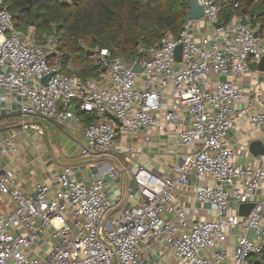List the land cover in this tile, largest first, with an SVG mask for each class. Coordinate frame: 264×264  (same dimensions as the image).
<instances>
[{
  "label": "built area",
  "instance_id": "obj_1",
  "mask_svg": "<svg viewBox=\"0 0 264 264\" xmlns=\"http://www.w3.org/2000/svg\"><path fill=\"white\" fill-rule=\"evenodd\" d=\"M197 2L203 16L187 18L177 37L167 34L140 48V60L99 50L92 56L102 68L99 78L82 81L62 72L54 36L35 42L16 29L0 0V116L12 112L22 119L72 120L81 128L82 156H130L127 166L116 157L98 164L90 184L73 177L74 166H65L51 184L37 183L33 195L25 194L0 165V264H142L138 246L157 238L181 264H248L262 252L264 169L236 163L228 136L240 120L264 128V110L251 111V102L240 105L241 78L264 57V36L250 26L248 16L235 14L221 23L227 0ZM136 64L139 73L133 71ZM253 101L264 105V87ZM76 111L93 120L83 125ZM24 122L8 134L0 131L6 154L17 153L19 135L42 133L40 126ZM152 132L170 142V175L139 165L135 154L142 148L130 139L116 144L139 135L147 144ZM123 178L121 191H107ZM190 181L195 182L194 201L212 208L214 220L188 221L173 205L175 190ZM255 197L246 217L231 214L229 199L242 203ZM228 228L239 230L231 256L225 248ZM40 242L48 247L36 252Z\"/></svg>",
  "mask_w": 264,
  "mask_h": 264
},
{
  "label": "trees",
  "instance_id": "obj_2",
  "mask_svg": "<svg viewBox=\"0 0 264 264\" xmlns=\"http://www.w3.org/2000/svg\"><path fill=\"white\" fill-rule=\"evenodd\" d=\"M4 5L17 30H33L38 43L54 36L62 72L86 81L98 79L102 71L88 51L105 49L126 61L142 59L140 48L160 42L167 34L178 36L187 21L189 0H5ZM239 11L264 36V0H227L221 23H228ZM76 113L83 125L93 120ZM248 264H264V248Z\"/></svg>",
  "mask_w": 264,
  "mask_h": 264
},
{
  "label": "crops",
  "instance_id": "obj_3",
  "mask_svg": "<svg viewBox=\"0 0 264 264\" xmlns=\"http://www.w3.org/2000/svg\"><path fill=\"white\" fill-rule=\"evenodd\" d=\"M241 85L243 88V102H241L240 105L247 106V104H250L251 102V105L249 106L251 111H263L264 105L254 102L253 98L255 99L256 92L260 88L264 87V73L259 72L257 67L252 68L249 74L241 78ZM0 117L2 118L0 121V128L8 123H14L11 126L3 128L2 132L4 134H8L12 129H19L21 122L23 121L33 120L22 119L18 116V114H12V112H3ZM12 117H16L18 120L22 119V121L18 122L12 120ZM5 120H8V122H5ZM33 121L42 123L45 120ZM46 121L58 126V129L61 132V139L63 140L61 148L52 147L50 150L45 142L39 140L44 136L42 127L33 123L30 124L40 126L42 133L39 135L34 131L29 130L25 133V135H19L17 138V153L14 156L6 154L5 150L0 148V165H2L7 172L11 173L15 177L18 187L25 194L33 195L34 186L37 183L51 184L53 176L59 173L65 166H74L73 177L76 180H83L86 184H90L98 175L95 167L102 162H108L113 157H116L119 158L122 166L129 165V155L123 156L111 153L102 156L97 154H93L88 157L82 156L81 149L84 146V139L82 137L81 128H79L77 124H75L72 120L62 122H56L54 120ZM33 136H39L37 138L39 143L29 141V138L31 137L33 139ZM128 139H130V144H132L133 147L142 148V152L140 154H135V159L139 165L148 168H155L166 175L171 174L170 166L172 165L173 159L170 154L166 153L167 147L170 146V142L168 140L162 138L157 133L152 132L150 135V142L147 144H143L141 135L127 139L121 138L116 141V144L124 146L123 140ZM228 140L233 148V160L236 163L242 166H252L255 169H264V155L254 156L249 152V145L251 142L257 141L263 144V127L252 128L246 120H240L236 128L229 133ZM124 184L125 180L123 178L121 181H118L116 185H111L106 189L108 192H110L113 188L114 191H121ZM194 187L195 182L190 181L186 187L177 188L175 190L173 205L186 213L188 221L214 220L216 213L212 208L202 206L194 201ZM131 188L134 189L132 184ZM120 199L121 204L127 203L124 196H121ZM257 200L258 198L255 197L248 202L243 201L242 203L254 204ZM242 203H237L232 198L229 199V206L231 208L232 215L240 217L238 216V210ZM4 204L12 207V204H9L8 200H5ZM116 215L117 211L114 210L113 216ZM238 236V228L227 229L225 248L229 256L232 254ZM47 247L48 245L45 242H40L39 247L35 248V251L39 252V248ZM138 251L142 264H181L166 248L162 238L146 240L138 246Z\"/></svg>",
  "mask_w": 264,
  "mask_h": 264
},
{
  "label": "water",
  "instance_id": "obj_4",
  "mask_svg": "<svg viewBox=\"0 0 264 264\" xmlns=\"http://www.w3.org/2000/svg\"><path fill=\"white\" fill-rule=\"evenodd\" d=\"M202 16H203V9L198 4L197 0H189L187 18L189 20H196V19H200ZM237 16L241 17L242 16V11H239L237 13ZM241 23L242 24H247V22H245V20H241ZM216 27L219 28V27H221V25H217ZM254 36L257 37V33L256 32L254 33ZM94 53H95L94 51H88L87 55L92 57V56H94ZM174 56H175V60L179 62L180 59H181V46L180 45H178L175 48ZM257 70L259 72H263L264 73V57L259 61L258 65H257ZM103 71H105V68H104ZM133 71L136 72V73L140 72V68H139L138 64H136L133 67ZM48 79H49V76H46V77L42 78L41 79L42 85H46ZM72 111H74V108H72ZM21 121H22V119L18 120V122H21ZM13 124L14 123H8L5 126H3L2 128H0V130L2 131L3 128L11 126ZM249 152L251 154H253L254 156L264 155V146H263V144H261L260 142H257V141L251 142L250 145H249ZM253 206H254L253 203H242L239 206L238 216L246 217L249 214V212L252 210ZM253 238H254V233L250 232L249 233V239L252 240Z\"/></svg>",
  "mask_w": 264,
  "mask_h": 264
},
{
  "label": "rangeland",
  "instance_id": "obj_5",
  "mask_svg": "<svg viewBox=\"0 0 264 264\" xmlns=\"http://www.w3.org/2000/svg\"><path fill=\"white\" fill-rule=\"evenodd\" d=\"M26 35H29L31 38H33L35 40V42H37L36 40V36L33 32V30H29L26 33H24ZM38 43V42H37ZM95 59H92L93 64H95ZM77 68V67H76ZM12 120L18 121V119L16 117H12ZM5 122H8V120H5ZM27 124L33 123V124H38L42 127V130L44 132V136L39 139L42 142H45L48 146V148L51 150L52 147H57V148H61L63 145V140L61 139V132L58 129V126H56L55 124L48 122V121H43L38 122V121H33V120H26L25 121ZM39 137V136H38ZM37 136H33V139L30 137L29 141H32L33 143H39V140ZM65 138V137H64Z\"/></svg>",
  "mask_w": 264,
  "mask_h": 264
}]
</instances>
